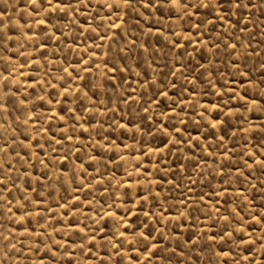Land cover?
Here are the masks:
<instances>
[{
  "label": "rangeland",
  "instance_id": "374dc122",
  "mask_svg": "<svg viewBox=\"0 0 264 264\" xmlns=\"http://www.w3.org/2000/svg\"><path fill=\"white\" fill-rule=\"evenodd\" d=\"M0 264H264V0H0Z\"/></svg>",
  "mask_w": 264,
  "mask_h": 264
}]
</instances>
